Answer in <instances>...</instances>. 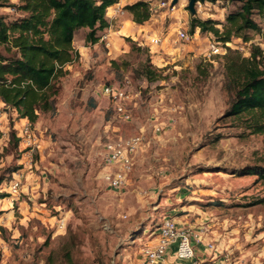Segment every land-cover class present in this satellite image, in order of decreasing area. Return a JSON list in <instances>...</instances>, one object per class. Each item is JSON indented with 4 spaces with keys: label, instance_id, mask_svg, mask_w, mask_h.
I'll return each mask as SVG.
<instances>
[{
    "label": "rangeland",
    "instance_id": "374dc122",
    "mask_svg": "<svg viewBox=\"0 0 264 264\" xmlns=\"http://www.w3.org/2000/svg\"><path fill=\"white\" fill-rule=\"evenodd\" d=\"M139 1L122 0L120 7ZM236 8L204 2L192 15L188 0H179L174 11L159 8L144 25L113 9L98 44L87 42L88 29L78 31L73 46L80 57L58 80L53 109L33 124L40 149L29 164L21 143L17 152L9 145L17 114L0 102V176L20 166L22 181L16 195L14 175L0 188L7 195L0 200V264H144L143 249L165 218L204 232L203 243L215 246L204 264H264V181L246 175L264 168V135L251 133L248 118L226 116L234 101L227 66L249 58L253 47L264 54V19L255 17L262 29L246 46L233 40L244 50L228 49L212 62L205 55L216 37L192 34L190 25L196 17L222 30ZM20 15L0 7V17ZM157 37L160 46L153 44ZM126 80L134 98L130 122L110 112L102 95L105 84ZM136 136L142 146L125 184L113 190L105 146Z\"/></svg>",
    "mask_w": 264,
    "mask_h": 264
},
{
    "label": "trees",
    "instance_id": "16d2710c",
    "mask_svg": "<svg viewBox=\"0 0 264 264\" xmlns=\"http://www.w3.org/2000/svg\"><path fill=\"white\" fill-rule=\"evenodd\" d=\"M11 1L0 0V7H12L22 15L13 20L0 17V102L17 114L16 120L27 119L36 124L40 114L53 109L52 99L58 93V80L66 75L65 68L80 57L73 46L77 32L88 29L87 42L98 44L99 33L110 28L109 9L121 0H17V4ZM224 1L237 4V8L228 14L222 30L217 27L220 23L195 17L190 23L191 33L200 29L216 37L215 42L226 44L234 39L249 42L252 33L261 32L255 17L264 19V0ZM124 10L136 25H144L152 18L146 1L126 5ZM227 78L234 101L226 116L237 121L248 118L251 133L264 135L262 50L253 47L249 58L231 60ZM108 109L115 113L113 104ZM13 122L9 145L17 152L20 139ZM20 169L14 166L7 170L8 178L0 176V188ZM249 169L246 175L264 181V168ZM6 197L0 194V200ZM259 203H264V199Z\"/></svg>",
    "mask_w": 264,
    "mask_h": 264
},
{
    "label": "built area",
    "instance_id": "2783aa9c",
    "mask_svg": "<svg viewBox=\"0 0 264 264\" xmlns=\"http://www.w3.org/2000/svg\"><path fill=\"white\" fill-rule=\"evenodd\" d=\"M143 1L149 2L152 16L155 15L159 8L171 9L172 11L175 10V6H172L167 0L159 5L153 4L150 0ZM120 4L114 9V12L124 15L125 11L122 10ZM178 37L184 42H189L191 39L190 34L186 31H179ZM162 43L163 38L161 37L153 39L154 46H160ZM240 43L243 46L247 45L246 43L243 44L242 40H240ZM231 48L244 50V47H235L234 41L226 44L214 41V43L210 44L205 57L212 62L215 57L225 55L227 50ZM129 84L130 82L126 80L123 85L105 84L102 87V95L106 98L109 105H114L116 117L123 122H130L133 119L130 105L134 98L130 91ZM15 129L21 145L24 146L23 149L25 154L23 158H25L26 155L28 157L26 164H29L31 161V154L35 150L40 149V141L35 132L36 129L28 120L19 125L16 124ZM142 142L143 138L136 136L129 139L119 138L117 140H111L106 144L103 161L106 166L115 169L114 174L106 178L109 186L113 190H119L125 184L127 176L133 166L134 159L142 146ZM21 184V174L17 172L10 182V193L12 195L18 194ZM61 227L65 228V222L61 224ZM203 233L202 230L195 233L190 228L178 224L174 219L165 218L158 228L156 241L147 244L143 249V256L145 258L144 264H175L168 261L169 253L172 252L175 254L176 261L180 264L182 262H193L192 264H198L195 261L196 251L194 242L199 244L203 243L205 241ZM205 246L210 251L215 249L212 242H206Z\"/></svg>",
    "mask_w": 264,
    "mask_h": 264
},
{
    "label": "crops",
    "instance_id": "0c3cea01",
    "mask_svg": "<svg viewBox=\"0 0 264 264\" xmlns=\"http://www.w3.org/2000/svg\"><path fill=\"white\" fill-rule=\"evenodd\" d=\"M121 2H122V0H121ZM116 7H118V5L117 6H114V7H112L111 9H109V11L110 10H113V9H115ZM131 17V16H130ZM131 20V19H130ZM19 122H16V124H20V123H24L25 121H27V119H22V120H18ZM175 220V219H174ZM176 222H177V220H175ZM178 224H182L183 223V221H181V222H177ZM185 223H187V222H185ZM194 247H195V251H196V259H195V261L199 264V262H200V264H204L207 260L205 259V257L207 256V254H208V252H210V250H208L207 248H206V246H205V243H197V242H194ZM168 261L170 262V263H175V264H180V263H178L177 261H176V257H175V254L172 252V253H169V256H168ZM193 262H182L181 264H192Z\"/></svg>",
    "mask_w": 264,
    "mask_h": 264
},
{
    "label": "water",
    "instance_id": "95a60500",
    "mask_svg": "<svg viewBox=\"0 0 264 264\" xmlns=\"http://www.w3.org/2000/svg\"><path fill=\"white\" fill-rule=\"evenodd\" d=\"M172 2V6H176L179 3V0H167ZM221 0H188V9L192 15L196 14V4L204 2H217ZM235 1V0H233Z\"/></svg>",
    "mask_w": 264,
    "mask_h": 264
}]
</instances>
